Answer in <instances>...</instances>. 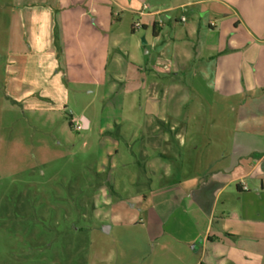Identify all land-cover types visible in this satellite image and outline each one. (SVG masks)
I'll return each instance as SVG.
<instances>
[{"label": "rangeland", "instance_id": "1", "mask_svg": "<svg viewBox=\"0 0 264 264\" xmlns=\"http://www.w3.org/2000/svg\"><path fill=\"white\" fill-rule=\"evenodd\" d=\"M176 1L131 0L135 14L104 0H82V8L89 2L108 8L104 23H112L120 52L104 56L98 70L88 57L63 70L57 54L54 72L66 95L54 103L37 90L52 92L44 64L17 56L30 48L16 47L26 26L16 24V0H0V264L146 263L148 233L162 231L153 222L168 214L172 185L199 172L193 160L182 161L189 152L187 140L182 149L175 139L182 128L171 130L150 117L155 102L158 113H172L189 96L174 87L185 78H171L168 69L153 64L151 32L140 27L138 12L173 9ZM154 83L158 100L150 94ZM232 130L189 127L187 138H196L201 162L207 140Z\"/></svg>", "mask_w": 264, "mask_h": 264}, {"label": "crops", "instance_id": "2", "mask_svg": "<svg viewBox=\"0 0 264 264\" xmlns=\"http://www.w3.org/2000/svg\"><path fill=\"white\" fill-rule=\"evenodd\" d=\"M104 1L112 8L137 12L129 7L131 0L126 5ZM82 4V0L15 2L16 24H26L16 47L30 48L17 56L44 64L52 92L37 90L54 103L66 95L60 73L54 72L57 54L63 70L66 63L76 66L87 57L98 70L104 56L120 52L113 42L112 23H104L108 8L100 10L96 2L84 8ZM174 9L180 12L174 14ZM138 15L144 18L142 30L151 32L153 64L168 69L171 78H185L181 88L174 87L189 96L172 113H158L155 102L150 117L171 130L182 128L175 134L179 148L188 141L189 152L182 161L193 160L191 164L199 168L197 174L172 185L168 214L153 222L160 223L162 231L148 233L152 245L144 263L264 264V0H177L173 9ZM110 18L118 20L113 12ZM145 53L149 55V50ZM154 87L150 94L158 100L157 83ZM169 91L167 87L163 94ZM184 106L188 109L181 119ZM207 125L233 130L225 138L208 139L200 162L196 138H187V128L201 130ZM140 201L148 204L146 195ZM151 208L149 204L146 210Z\"/></svg>", "mask_w": 264, "mask_h": 264}, {"label": "built area", "instance_id": "3", "mask_svg": "<svg viewBox=\"0 0 264 264\" xmlns=\"http://www.w3.org/2000/svg\"><path fill=\"white\" fill-rule=\"evenodd\" d=\"M181 21L183 22V21H185V19H184V18H181ZM134 26H135V27H136V26L138 27L137 23H135Z\"/></svg>", "mask_w": 264, "mask_h": 264}, {"label": "water", "instance_id": "4", "mask_svg": "<svg viewBox=\"0 0 264 264\" xmlns=\"http://www.w3.org/2000/svg\"><path fill=\"white\" fill-rule=\"evenodd\" d=\"M142 43L144 44L145 43V41L144 40H142ZM104 228H106V227H104ZM107 229V228H106Z\"/></svg>", "mask_w": 264, "mask_h": 264}, {"label": "trees", "instance_id": "5", "mask_svg": "<svg viewBox=\"0 0 264 264\" xmlns=\"http://www.w3.org/2000/svg\"><path fill=\"white\" fill-rule=\"evenodd\" d=\"M55 38H56V32H55Z\"/></svg>", "mask_w": 264, "mask_h": 264}]
</instances>
